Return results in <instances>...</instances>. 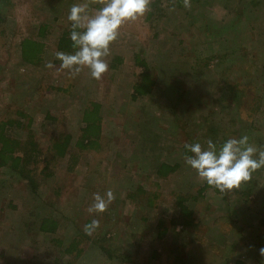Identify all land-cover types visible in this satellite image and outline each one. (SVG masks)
Masks as SVG:
<instances>
[{
	"label": "rangeland",
	"instance_id": "obj_1",
	"mask_svg": "<svg viewBox=\"0 0 264 264\" xmlns=\"http://www.w3.org/2000/svg\"><path fill=\"white\" fill-rule=\"evenodd\" d=\"M189 2L187 8L184 0L150 3L142 17L126 22L105 58L107 72L96 80L87 67L70 76L56 53H73L58 47L71 27L72 5L86 4L94 14L102 0H0V121L19 110L30 114L31 127L26 121L13 136L25 142L33 130L41 158L34 163L25 155L29 147L17 149L31 160L35 189L28 178L0 167V264H264V168L239 192L208 187L200 196L206 182L184 153L185 144L243 135L264 149V0ZM26 37L44 44L37 64L22 59ZM137 54L155 71L156 84L133 98L141 74ZM96 102L101 146L80 148L84 111ZM67 134L66 156L46 165L53 138ZM75 151L81 157L69 170ZM165 158L182 166L158 179L155 168ZM138 184L157 191L153 205L146 194L128 198ZM109 189L115 199L107 210L89 213L94 194ZM179 191L189 194L195 226L173 221ZM50 217L59 229L42 232V219ZM92 220L99 227L89 235L85 225ZM74 240L82 252L61 253Z\"/></svg>",
	"mask_w": 264,
	"mask_h": 264
},
{
	"label": "clouds",
	"instance_id": "obj_2",
	"mask_svg": "<svg viewBox=\"0 0 264 264\" xmlns=\"http://www.w3.org/2000/svg\"><path fill=\"white\" fill-rule=\"evenodd\" d=\"M151 0H102V6L94 14L88 12L86 4L72 5L68 20L71 21L70 39L73 53L57 52L61 68L75 76L87 67L93 79L99 80L107 72L109 64L106 57L110 54V45L117 40L120 28L128 21L142 17L150 8ZM184 6L190 7L189 0ZM53 67L51 63L47 65ZM189 155L185 163L194 169L199 178L221 193L236 189L242 183L249 182L258 169L264 168V149L249 143V137L228 138L224 141L208 139L206 143L185 144ZM115 199L111 189L104 195L94 194L89 213H102ZM99 227V221L92 220L85 225V232L91 235ZM264 255V248L260 249Z\"/></svg>",
	"mask_w": 264,
	"mask_h": 264
},
{
	"label": "trees",
	"instance_id": "obj_3",
	"mask_svg": "<svg viewBox=\"0 0 264 264\" xmlns=\"http://www.w3.org/2000/svg\"><path fill=\"white\" fill-rule=\"evenodd\" d=\"M161 0H156V3H151V5H157L158 2ZM152 13H150L149 18H151ZM47 28V24L43 25L40 29V35L44 36V30ZM71 27L64 31L62 33V36L59 40L58 47L60 50L68 51V52H74V49L72 47L73 42L70 39V32ZM44 44L37 39H33L30 37L24 38L20 43L21 48V55L22 59L25 62L31 63V64H37L41 60V52L43 51ZM119 63H122L123 58L121 56L116 57L115 59ZM136 63L141 67V74L139 80L134 85V94L133 98H137L138 96H145L146 94H149L151 91H153V88L156 84V76L155 71L153 68L149 65L147 60L144 58H141L139 54L136 55ZM113 68H117V64L113 63L111 65ZM176 81V80H174ZM170 89L172 87H169ZM168 88V89H169ZM167 89V90H168ZM94 106L92 109H86L84 111L83 119L86 123V126L82 129V135L79 137V141L77 142V145H79L80 148H90L94 146H101L100 138L102 135V116L100 112V104L99 103H93ZM166 115L164 114V117ZM176 117V112L174 115V118ZM34 120V118L22 111L19 110L18 112H15V114L12 117H9L5 120L0 121V167H8L11 168V170L18 173L20 176L25 177L26 179H29V182L31 186L34 187V189L37 187L35 177L32 174V169L28 168V164L30 163V159L33 158L34 163H38L41 161L40 158V151H39V145L38 142L35 141V133L33 130L29 132L28 140L25 142L18 140L16 137L13 136V133L24 126L25 122L27 121V128L31 127V123ZM176 120V119H174ZM172 124V123H170ZM72 136L70 134L65 135L63 138H53V141L51 142L50 147H52L53 154L50 159H46V165L50 163V161L53 159L58 160V158H64L66 154L68 153V148L71 143ZM193 141V140H192ZM29 147V148H28ZM19 148H28L26 152V156H29L30 159H28L25 156H21L20 154H17V149ZM126 152V151H125ZM124 152V153H125ZM128 153V152H127ZM184 153H187L184 148ZM128 155L125 154L122 156V160H128ZM81 157V154L78 152H70L68 156V169L73 170L76 164L79 162V159ZM108 165V164H107ZM182 166L180 162H174L173 160L164 159L161 162L157 163V166L155 168V172L157 175V178H167L171 174L175 173L179 170V168ZM48 174L51 175V172ZM47 174V175H48ZM46 175V176H47ZM27 179V180H28ZM208 187L214 188V190L220 192L218 189H216L213 186H209L207 183L204 184L199 189L198 194L201 196L203 195L204 191L208 189ZM235 192H239V188L234 189ZM146 194L147 201L149 205H153L158 197L157 191H146V189L143 188L141 184H138L135 189H131L130 192H128V198L130 200H141L142 195ZM243 194V193H240ZM176 199H177V206L180 208V213L174 218V223L176 225H179L177 223H181L183 227H192L195 226V222H198L195 219L194 216V210L187 205L189 194L183 191L176 192ZM226 195V194H224ZM193 197V196H192ZM195 197V198H194ZM193 198L196 199L199 196H194ZM165 221L163 218L160 220L158 226L159 228H162ZM176 225L174 227H176ZM59 229V221L55 218H43L40 223V230L43 232H49L54 233ZM166 228L160 232V237L163 236V233L166 232ZM175 231L174 229H172ZM78 239V238H77ZM61 242V240L59 241ZM79 241H72L70 242L69 246L66 247L61 253L63 254H71L75 249L77 250V255L82 252L81 249L78 246ZM102 248L108 253H111L112 248L108 246H103ZM76 255V256H77ZM241 261H237L236 264H241Z\"/></svg>",
	"mask_w": 264,
	"mask_h": 264
},
{
	"label": "crops",
	"instance_id": "obj_4",
	"mask_svg": "<svg viewBox=\"0 0 264 264\" xmlns=\"http://www.w3.org/2000/svg\"><path fill=\"white\" fill-rule=\"evenodd\" d=\"M43 232V231H42Z\"/></svg>",
	"mask_w": 264,
	"mask_h": 264
}]
</instances>
